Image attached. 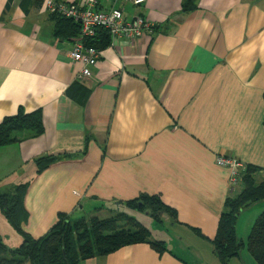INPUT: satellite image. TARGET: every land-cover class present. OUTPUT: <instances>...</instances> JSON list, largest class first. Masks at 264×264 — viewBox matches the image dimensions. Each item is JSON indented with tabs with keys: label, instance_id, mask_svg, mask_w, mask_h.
<instances>
[{
	"label": "crops",
	"instance_id": "1",
	"mask_svg": "<svg viewBox=\"0 0 264 264\" xmlns=\"http://www.w3.org/2000/svg\"><path fill=\"white\" fill-rule=\"evenodd\" d=\"M100 1L159 31L112 39L79 80L89 90L83 104L67 95L83 64L71 57L73 39L55 37L45 0H0V123L23 107L41 109L45 124L43 135L0 147V192L30 182L24 228L35 238L61 214L78 219L96 205L160 195L177 212L162 215L161 229L134 213L166 252L138 243L80 264H215L213 239L236 188L218 153L264 177V0H199L188 13L183 0ZM48 153L71 157L37 175L34 159ZM263 211L256 204L238 227ZM0 223L8 246H20L1 211Z\"/></svg>",
	"mask_w": 264,
	"mask_h": 264
},
{
	"label": "trees",
	"instance_id": "2",
	"mask_svg": "<svg viewBox=\"0 0 264 264\" xmlns=\"http://www.w3.org/2000/svg\"><path fill=\"white\" fill-rule=\"evenodd\" d=\"M54 1L60 3L63 0ZM198 1L183 0L182 12L195 10ZM26 2L28 0H23V6ZM39 3L42 4L41 0ZM52 13L56 20L55 37L75 41L80 35L81 25L57 11ZM158 31L159 27L155 25V33ZM111 40L110 32L100 27L93 37L87 39L86 44L101 51L111 44ZM67 95L86 104L89 90L85 89L79 80H75L68 87ZM43 117L41 109L27 112L20 107L17 114L6 117L0 123V147L43 135L45 133ZM66 157L71 156L48 153L35 158L36 174L40 175L52 164ZM246 166L247 169L241 174L244 188L236 196L228 197L217 234L213 239L214 251L221 264H229L233 258L241 256L245 247L257 264H264V211L255 220L247 242L238 234L241 214L251 206L264 202V177H260L257 167L249 164ZM29 186L28 181L15 185L6 192H0V211L10 227L23 238L21 245L13 249L0 235V264H26V262L80 264L87 259L106 257L138 243H148L161 253L168 250L165 241L155 239L147 226L125 210H118L109 217L85 216L76 220L61 214L56 224L45 235L35 238L24 228V224L29 219L25 207V196ZM147 201L151 203L148 204ZM119 205L121 208L149 212V215L157 221H162V215L166 212L172 216H176L177 213L162 200L160 195L143 193L138 198L121 201Z\"/></svg>",
	"mask_w": 264,
	"mask_h": 264
},
{
	"label": "built area",
	"instance_id": "3",
	"mask_svg": "<svg viewBox=\"0 0 264 264\" xmlns=\"http://www.w3.org/2000/svg\"><path fill=\"white\" fill-rule=\"evenodd\" d=\"M135 6L143 5L147 0H130ZM45 7L51 11L61 13L81 25V32L74 41L71 57L75 63H82L77 72V79L82 80L93 75V68L102 57V51L94 46H87L88 38L96 34L102 27L110 32L113 41L118 39L135 40L146 33H155V24L144 16L127 17L123 8L103 10L100 0H87L85 3H57L45 0ZM217 164L232 169V184L235 186L242 179V171L247 164L236 156L218 153Z\"/></svg>",
	"mask_w": 264,
	"mask_h": 264
},
{
	"label": "rangeland",
	"instance_id": "4",
	"mask_svg": "<svg viewBox=\"0 0 264 264\" xmlns=\"http://www.w3.org/2000/svg\"><path fill=\"white\" fill-rule=\"evenodd\" d=\"M235 187H236L235 188V194L233 196H236L244 188V184L242 182V179L240 180V182H238V184ZM147 203L150 204L151 201H147ZM253 206H251V207H253ZM120 208L121 207H116L114 205H105V204L104 205H96V206H93L92 209L90 211L86 212L85 215H83L82 217H85V216H100V217L108 216L109 217L111 214H115L118 210H125L127 213H129L131 215L135 214V216H136V213H134V212H140V211H136V210H132V209H127L126 207L121 208V209ZM248 211H249V209H248ZM244 213L245 212H243L241 215H243ZM140 214L143 216L146 215L145 219H146L147 224L149 223V221H152L155 225H157L156 227L158 229H161V226H163L165 224L163 218H162V221H157L151 215H148V218H147V214L144 211L140 212ZM254 216H255L254 212L248 213L244 216L243 220L239 223L238 232H239V235L244 238L245 242H247V240H248V236L251 232L253 223L255 221V220L253 221ZM136 218H137V216H136ZM13 233L14 232H12L11 228H9V230L7 229L4 232V236H5L4 238H6V241H8L10 244H12L11 246H13V244H15V243H13V239L15 242L14 237H18V236H16V234H14V237L11 236V235H13ZM18 239H19V237H18ZM158 240H160V239H158ZM210 264H211V261H210ZM215 264H221V263H220V261L217 262V260H216ZM229 264H257V263H256L255 259L253 258V256L251 255V253L248 251V248L245 247L243 249V253L241 254V256L233 258Z\"/></svg>",
	"mask_w": 264,
	"mask_h": 264
},
{
	"label": "water",
	"instance_id": "5",
	"mask_svg": "<svg viewBox=\"0 0 264 264\" xmlns=\"http://www.w3.org/2000/svg\"><path fill=\"white\" fill-rule=\"evenodd\" d=\"M147 215H149L150 213L149 212H146Z\"/></svg>",
	"mask_w": 264,
	"mask_h": 264
}]
</instances>
